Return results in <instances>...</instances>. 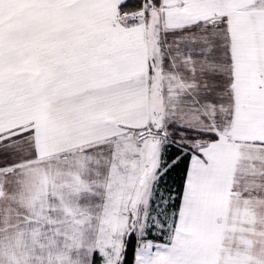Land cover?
I'll return each instance as SVG.
<instances>
[{
    "label": "snow or ice",
    "instance_id": "6c2138e0",
    "mask_svg": "<svg viewBox=\"0 0 264 264\" xmlns=\"http://www.w3.org/2000/svg\"><path fill=\"white\" fill-rule=\"evenodd\" d=\"M0 264H264V0H0Z\"/></svg>",
    "mask_w": 264,
    "mask_h": 264
}]
</instances>
